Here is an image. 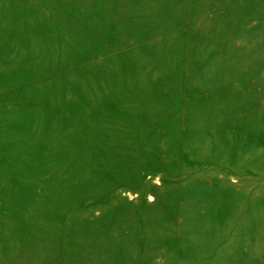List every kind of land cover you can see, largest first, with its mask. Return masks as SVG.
<instances>
[{"label":"rangeland","instance_id":"rangeland-1","mask_svg":"<svg viewBox=\"0 0 264 264\" xmlns=\"http://www.w3.org/2000/svg\"><path fill=\"white\" fill-rule=\"evenodd\" d=\"M0 264H264V0H0Z\"/></svg>","mask_w":264,"mask_h":264}]
</instances>
